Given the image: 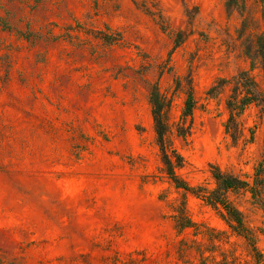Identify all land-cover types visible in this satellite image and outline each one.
Wrapping results in <instances>:
<instances>
[{"label": "rangeland", "instance_id": "rangeland-1", "mask_svg": "<svg viewBox=\"0 0 264 264\" xmlns=\"http://www.w3.org/2000/svg\"><path fill=\"white\" fill-rule=\"evenodd\" d=\"M261 39L264 0H0V264H264V103H226L242 70L264 100ZM153 85L177 175L244 181V231L160 170Z\"/></svg>", "mask_w": 264, "mask_h": 264}, {"label": "trees", "instance_id": "trees-1", "mask_svg": "<svg viewBox=\"0 0 264 264\" xmlns=\"http://www.w3.org/2000/svg\"><path fill=\"white\" fill-rule=\"evenodd\" d=\"M258 52L262 60H264L263 39H261V42L258 45ZM232 81L234 83L232 89L233 93L229 96L226 102L227 108L229 109V122L233 121L235 116L239 115L249 104L255 103L257 105H263L264 103L263 97L257 90L256 81L248 70L238 72L232 78ZM149 101L151 103L156 142L160 154V170L166 174L176 187H182L185 190L195 192V194L200 196L205 202L214 207L220 205L225 211V218L229 225L237 231H244L239 211L228 202L225 194L228 189L242 187L245 185V182L236 176L221 172L218 168H214L212 172L216 181V187L209 191L202 187L192 188L184 180L179 178L176 170L183 166V157L174 147L171 146L167 139V134L170 132V127L166 119V110L169 103L160 93L156 85L151 87ZM193 103V95L191 92H188L184 100V107L180 116V121L176 123L175 126L176 134L179 136L184 137L190 128L187 119L192 116ZM256 264L262 263L258 260Z\"/></svg>", "mask_w": 264, "mask_h": 264}]
</instances>
